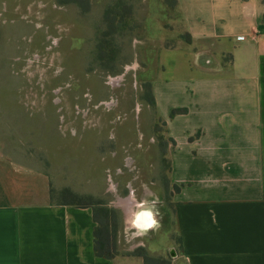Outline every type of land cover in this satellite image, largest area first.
Returning <instances> with one entry per match:
<instances>
[{
    "label": "crops",
    "instance_id": "obj_1",
    "mask_svg": "<svg viewBox=\"0 0 264 264\" xmlns=\"http://www.w3.org/2000/svg\"><path fill=\"white\" fill-rule=\"evenodd\" d=\"M175 1L181 32L155 52L147 106L163 124L181 259L264 264V0ZM17 110L0 109V264H116L94 253L90 207L51 203Z\"/></svg>",
    "mask_w": 264,
    "mask_h": 264
},
{
    "label": "rangeland",
    "instance_id": "obj_2",
    "mask_svg": "<svg viewBox=\"0 0 264 264\" xmlns=\"http://www.w3.org/2000/svg\"><path fill=\"white\" fill-rule=\"evenodd\" d=\"M116 2L0 0V109L21 112L60 201L115 211L116 264H185L163 124L145 101L178 15L172 0Z\"/></svg>",
    "mask_w": 264,
    "mask_h": 264
},
{
    "label": "trees",
    "instance_id": "obj_3",
    "mask_svg": "<svg viewBox=\"0 0 264 264\" xmlns=\"http://www.w3.org/2000/svg\"><path fill=\"white\" fill-rule=\"evenodd\" d=\"M117 2H121V0H115ZM116 2V3H117ZM173 2V9L176 6V1L172 0ZM114 4L113 6L118 8V5L120 4ZM123 7V6H122ZM123 10V9H122ZM115 10H112L114 12ZM132 11V10H131ZM132 13V12H130ZM184 39H188V35H183ZM169 47V45H167ZM148 99H145L146 103H148L149 106L153 107V97L151 95L149 85H148ZM65 190L60 191V195L58 197L56 196V192L54 191L53 188H51L50 191V199L51 203L56 204V205H72V206H77V207H90L93 212V220L96 224L94 232H93V237H94V245H93V250L94 253L97 257H103L106 259H112L111 253L115 252L118 254V251H116L115 247V226H116V221H115V211L112 209H108L104 207L102 204H76V203H71V202H66V201H60V196L63 195ZM179 240V245H180V239ZM181 246V245H180ZM116 248V249H115Z\"/></svg>",
    "mask_w": 264,
    "mask_h": 264
},
{
    "label": "clouds",
    "instance_id": "obj_4",
    "mask_svg": "<svg viewBox=\"0 0 264 264\" xmlns=\"http://www.w3.org/2000/svg\"><path fill=\"white\" fill-rule=\"evenodd\" d=\"M142 216L148 217L150 220V223L147 225L148 227H151L153 224H155V221L151 219L152 214L151 213H144Z\"/></svg>",
    "mask_w": 264,
    "mask_h": 264
},
{
    "label": "bare ground",
    "instance_id": "obj_5",
    "mask_svg": "<svg viewBox=\"0 0 264 264\" xmlns=\"http://www.w3.org/2000/svg\"><path fill=\"white\" fill-rule=\"evenodd\" d=\"M139 204V203H138Z\"/></svg>",
    "mask_w": 264,
    "mask_h": 264
}]
</instances>
